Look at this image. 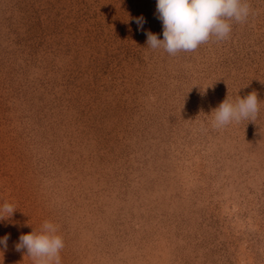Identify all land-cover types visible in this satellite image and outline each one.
<instances>
[{
	"label": "rangeland",
	"instance_id": "374dc122",
	"mask_svg": "<svg viewBox=\"0 0 264 264\" xmlns=\"http://www.w3.org/2000/svg\"><path fill=\"white\" fill-rule=\"evenodd\" d=\"M156 2L0 0V264H35L45 221L61 264H264V0L176 55L147 45ZM253 91L254 121L212 126Z\"/></svg>",
	"mask_w": 264,
	"mask_h": 264
},
{
	"label": "clouds",
	"instance_id": "9594fccd",
	"mask_svg": "<svg viewBox=\"0 0 264 264\" xmlns=\"http://www.w3.org/2000/svg\"><path fill=\"white\" fill-rule=\"evenodd\" d=\"M157 18L162 22L163 39L147 32V45L152 49L163 48L168 54L180 51L192 52L214 36L217 40L227 39L232 31V21L244 22L250 13L246 0H157ZM142 28L143 17L135 19ZM258 94L251 92L246 97H237L235 102L227 97L213 110L212 126L223 128L232 122L254 121L259 112ZM16 212L14 205L5 202L0 206V221L11 218ZM58 228L45 221L39 233L33 228L19 237L18 252L26 249L35 264H61L60 253L65 247L64 239L57 234ZM9 236L0 238V246L7 248Z\"/></svg>",
	"mask_w": 264,
	"mask_h": 264
}]
</instances>
